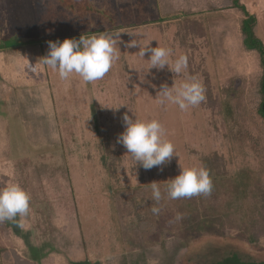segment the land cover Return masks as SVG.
<instances>
[{
	"label": "rangeland",
	"instance_id": "rangeland-1",
	"mask_svg": "<svg viewBox=\"0 0 264 264\" xmlns=\"http://www.w3.org/2000/svg\"><path fill=\"white\" fill-rule=\"evenodd\" d=\"M240 1L264 46V0ZM230 5L0 0V189L19 184L30 195L27 216L0 222V264H211L232 253L264 261L262 66L259 52L243 45V14ZM102 33H120L122 41L119 60L102 80L86 83L75 74L62 80L43 64L48 41ZM132 39L170 48L173 59L187 55V70L146 73L149 55L141 57L139 45L126 47ZM193 77L205 89L200 105L182 111L159 103L161 85L178 87ZM125 113L162 124L176 153L163 170H145L117 143ZM201 167L210 177L223 175L225 190L196 200L201 214L204 205L214 210L206 213L210 226L192 230V215L175 220L183 200L157 205L151 183L163 192L181 168ZM245 169L254 191L242 201L253 209L247 213L235 208L238 192L230 182ZM259 213L248 229L245 220Z\"/></svg>",
	"mask_w": 264,
	"mask_h": 264
},
{
	"label": "clouds",
	"instance_id": "clouds-1",
	"mask_svg": "<svg viewBox=\"0 0 264 264\" xmlns=\"http://www.w3.org/2000/svg\"><path fill=\"white\" fill-rule=\"evenodd\" d=\"M122 43L120 33H102L100 35L81 34L77 38H65L63 41H48V53L42 57L44 65L52 70H58L60 79L66 80L73 74L78 75L86 83L102 80L119 60ZM137 41L132 39L126 47H136ZM140 46V45H139ZM139 55H149L150 66L163 70L166 66L175 75L184 73L188 68L187 55H180L173 59L172 50L166 47L140 46ZM205 89L194 77L188 82L175 87L161 85L158 99L161 105L171 104L185 111L196 107L205 100ZM113 108V109H118ZM124 131L117 137L130 158L145 170L162 166L171 162L176 156L175 146L165 139V130L158 120L142 121L132 119L124 114ZM213 190V181L206 168H181L180 173L167 184L162 192L158 182L151 183V199L157 205L164 199H188L196 196H208ZM154 215H159L161 208L153 206ZM30 212V195L19 185L9 184L0 189V222H17L18 217H25ZM183 219L177 214L176 221Z\"/></svg>",
	"mask_w": 264,
	"mask_h": 264
},
{
	"label": "trees",
	"instance_id": "trees-1",
	"mask_svg": "<svg viewBox=\"0 0 264 264\" xmlns=\"http://www.w3.org/2000/svg\"><path fill=\"white\" fill-rule=\"evenodd\" d=\"M230 6L232 8L239 9L241 13L243 14V19L241 20V26H240L241 34L243 36L242 38L243 45L245 46L247 50H257L260 55L262 75L258 82L259 84L258 92H259L260 98H259V102L257 106V111H258L259 116L262 119H264V46L261 40L257 38L255 34L253 33V28L256 23V21L253 19L254 15L249 13V11L246 9V7L242 4L240 0H231ZM249 173H251L249 170L248 171L246 169L245 171L240 170L236 174L234 173L233 177H231L232 179H230V182L233 183V185L237 188L236 191L238 192V196L236 198L238 200V203L236 204L235 208L239 210L244 209L245 210L244 213H247L248 211H253V209L251 208L249 209V207H247L246 209L242 205V201L244 200V198L247 199L249 195L254 194V191L250 189L251 188V185H250L251 175ZM216 174L218 176H216ZM211 175H212L211 178L213 181V190L211 193L213 194V196H215V194L218 193V190H222V189L225 190V187L222 184H219L218 182V179H219L218 177L222 178L223 175H221L220 173L219 174L214 173ZM210 196L211 194L208 196L201 195V196H196V197H192L188 199H182L183 201L179 205L178 204L176 205V210L178 213L186 214V218L184 217L185 222L186 221L188 222L187 219L192 215L193 221L190 227L192 228V230L193 229L201 230L205 228L206 226H210L207 221L206 213L214 210V208H211L210 205H204L203 209L205 213L201 214L199 208L195 206L197 199H199L202 202L205 199L206 200L209 199ZM176 203L177 202L175 201V204ZM204 203L205 202H203V204ZM227 204L230 205L229 202ZM226 207H227L226 204H224L222 214H224ZM173 208H174V205H173ZM249 214L252 215L251 212H249ZM262 216L263 214L259 213L256 217L254 215L248 220H245L247 224V228L252 229L257 224V220L262 218ZM72 264H98V263H90L88 261H79V262H73ZM211 264H264V261H248V260L246 261V260L241 259L237 254L232 253L222 258L221 260L215 261Z\"/></svg>",
	"mask_w": 264,
	"mask_h": 264
}]
</instances>
